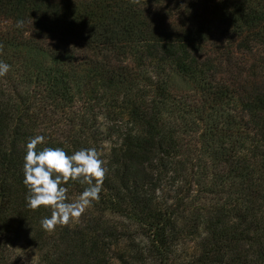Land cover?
<instances>
[{
	"label": "trees",
	"instance_id": "trees-1",
	"mask_svg": "<svg viewBox=\"0 0 264 264\" xmlns=\"http://www.w3.org/2000/svg\"><path fill=\"white\" fill-rule=\"evenodd\" d=\"M0 61V264H264V0H0ZM37 135L105 169L51 232Z\"/></svg>",
	"mask_w": 264,
	"mask_h": 264
},
{
	"label": "clouds",
	"instance_id": "clouds-1",
	"mask_svg": "<svg viewBox=\"0 0 264 264\" xmlns=\"http://www.w3.org/2000/svg\"><path fill=\"white\" fill-rule=\"evenodd\" d=\"M22 22H18V26ZM10 65L0 61V77L5 76ZM45 137L37 135L29 139L24 156V184L28 190L27 204L32 209L44 206L50 217L41 221L46 231L57 225L65 226L82 215L85 208L98 200L104 182L105 169L94 148L67 154L62 148H38ZM88 185L76 201L69 202L67 185L78 181Z\"/></svg>",
	"mask_w": 264,
	"mask_h": 264
}]
</instances>
